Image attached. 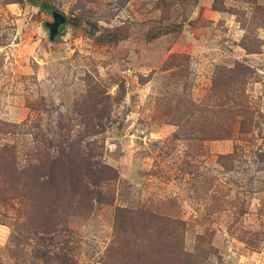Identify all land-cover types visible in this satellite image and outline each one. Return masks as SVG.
I'll use <instances>...</instances> for the list:
<instances>
[{
    "label": "rangeland",
    "instance_id": "rangeland-1",
    "mask_svg": "<svg viewBox=\"0 0 264 264\" xmlns=\"http://www.w3.org/2000/svg\"><path fill=\"white\" fill-rule=\"evenodd\" d=\"M39 1L49 8L0 0V148L15 145L19 158L39 145L54 154L61 132L76 139L79 120L100 115L85 143L95 141L97 160L116 170L98 187L100 199L96 189L67 193V202L82 197L80 213L43 234L40 249L66 252L73 264H107L123 207L184 220V251L201 241L204 264H264V0ZM52 10L66 16L54 40ZM244 72L247 82L230 89L232 113L222 115L233 136H190L180 121L187 108L216 105L215 83ZM237 101L254 113L247 133L233 119ZM1 206V222L24 223L17 201ZM11 231L0 223V264L21 262L8 250ZM36 242L23 252L32 257Z\"/></svg>",
    "mask_w": 264,
    "mask_h": 264
},
{
    "label": "trees",
    "instance_id": "trees-1",
    "mask_svg": "<svg viewBox=\"0 0 264 264\" xmlns=\"http://www.w3.org/2000/svg\"><path fill=\"white\" fill-rule=\"evenodd\" d=\"M7 1L23 2V0ZM28 1L43 9L49 8L48 4L39 0ZM159 1V6L166 5L168 2L167 0ZM246 75L247 72L237 74L239 77H236L234 81L224 84L221 81L216 82L213 94L216 105L211 106L208 103L205 106L187 108L185 114L180 117V121L185 123V129L190 136L200 141L230 139L233 136L231 127L230 129L227 127L231 121L228 122V116L222 115L225 112L232 113L231 109L226 108L229 99H233L234 92L231 90L230 94V89L232 84H237V82L245 84ZM95 105H100V103L97 101ZM236 105L234 107L236 110H233L235 112L233 119L240 118V131L247 133L255 120L254 113L242 101H237ZM195 114L199 116L193 118L191 122L189 116ZM85 119L79 120L84 130L79 131L76 139H70L69 134L66 135L65 132L59 134L58 142L60 143L57 153L47 152V149H42L39 145L35 150L28 151L22 158H19L15 145L4 144L0 148V206L7 207L10 202L17 201L18 210L24 214V223L18 224V220L15 223L0 220V223L12 229L8 250L12 257L21 259L18 264H73V259L66 252L58 251L50 256L49 250H41L40 247L44 246L42 235L59 232L71 217L80 213L82 197L76 201L78 197L74 195L75 197L67 202V193H77L80 187L82 188L81 193L86 194L96 189L93 190L92 196L95 195L97 199H100L101 192L98 187L105 182L108 183L111 175L116 173L112 166L97 160L99 155L96 154L99 153V149L95 146L97 144L95 141L85 143L86 136L96 135V127L102 121V117L93 115ZM190 123L191 126H188ZM6 126L17 127L10 123ZM68 130L72 131L71 128ZM12 131L15 130L12 129ZM36 138L38 142L43 143V138L41 140L38 136ZM44 143L49 148L53 146L52 142ZM230 155L225 154L221 158ZM259 159L264 162V151L259 154ZM23 163L25 164L22 166ZM2 213V216L7 218L6 213ZM151 216L153 215H136L135 211L129 208L115 209L113 232L117 240L114 237L113 244L109 246L107 264H204L209 252L205 248H200L201 241L197 242L195 252L191 255L184 251L186 230L184 220L170 216L159 218ZM12 223L17 226H12L14 225ZM141 225L147 227L144 228ZM148 227L149 229L158 227L162 236L152 238L153 234L149 233ZM146 234L147 239L143 238ZM33 238L37 241V246L31 257L23 252L25 250L23 247L31 245ZM13 243L15 244L12 246ZM34 257H37V262Z\"/></svg>",
    "mask_w": 264,
    "mask_h": 264
},
{
    "label": "water",
    "instance_id": "water-1",
    "mask_svg": "<svg viewBox=\"0 0 264 264\" xmlns=\"http://www.w3.org/2000/svg\"><path fill=\"white\" fill-rule=\"evenodd\" d=\"M51 13L54 17V21L47 23L46 26L49 28L50 40H54L59 34L60 25L66 22V16L65 14L57 10H52Z\"/></svg>",
    "mask_w": 264,
    "mask_h": 264
}]
</instances>
